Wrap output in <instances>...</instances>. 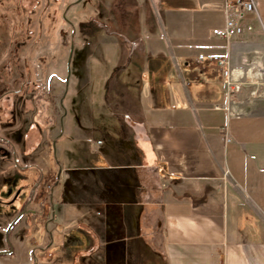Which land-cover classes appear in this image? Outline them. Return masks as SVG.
I'll use <instances>...</instances> for the list:
<instances>
[{"label": "crops", "instance_id": "crops-1", "mask_svg": "<svg viewBox=\"0 0 264 264\" xmlns=\"http://www.w3.org/2000/svg\"><path fill=\"white\" fill-rule=\"evenodd\" d=\"M112 1L123 17L113 39L100 41L107 65L88 72L97 79L88 109L62 138L74 134L95 157L61 169L63 234H90L105 264H153L131 254L150 248L154 256L139 194L157 186L160 264H264V111L231 110L220 68L199 59L217 54L235 64L264 33V0L244 14L252 30L231 41L214 34L225 26L224 0ZM86 206L115 227L74 223Z\"/></svg>", "mask_w": 264, "mask_h": 264}, {"label": "rangeland", "instance_id": "rangeland-1", "mask_svg": "<svg viewBox=\"0 0 264 264\" xmlns=\"http://www.w3.org/2000/svg\"><path fill=\"white\" fill-rule=\"evenodd\" d=\"M102 1L106 5H101L100 0H0V251L10 250L6 230L26 208L10 232L14 250L0 255V264H105V251L93 243L94 249L90 247V234H73L83 242L82 246H68L63 234L67 221L58 201L64 194L60 170L65 165L85 164L95 158L81 147L74 134L67 140L62 138L68 133L67 125L74 127L77 115L88 109L85 94L97 82L88 72L107 65L101 39L120 29L123 12L115 10L113 1ZM234 63L231 61V66L243 70L245 76L228 94V106L239 112L262 113L263 31L257 32L246 51L240 49ZM259 66L263 69L261 74L257 71ZM250 69L258 74L248 78L246 72ZM96 101L94 97L95 106ZM91 181L86 178L82 183L88 197ZM148 188L153 189L154 196ZM157 193V186L144 185L139 194V199L147 203L144 233L154 256L150 248L131 254L139 255L141 260L151 256L153 264H160L164 248L157 229ZM110 211L113 212L111 208ZM90 214L86 206L73 222L97 225L104 220V224L116 225L113 218L99 219Z\"/></svg>", "mask_w": 264, "mask_h": 264}, {"label": "built area", "instance_id": "built-area-1", "mask_svg": "<svg viewBox=\"0 0 264 264\" xmlns=\"http://www.w3.org/2000/svg\"><path fill=\"white\" fill-rule=\"evenodd\" d=\"M255 11L256 3L254 0H224L225 26L221 29L214 30V34L222 39L231 41L235 37L243 34L246 30V26L243 23L244 14L254 13ZM199 59L216 64L220 68L228 94L234 90L237 82L245 76L243 70L231 66V61L228 56L217 54L200 55ZM262 70L259 66V70L257 71L261 74ZM249 71L251 69L246 72L248 78H252L258 74L257 72H252V76H250ZM216 108H220V105H216Z\"/></svg>", "mask_w": 264, "mask_h": 264}, {"label": "water", "instance_id": "water-1", "mask_svg": "<svg viewBox=\"0 0 264 264\" xmlns=\"http://www.w3.org/2000/svg\"><path fill=\"white\" fill-rule=\"evenodd\" d=\"M72 52H73V45H72V48H71V55H72ZM70 55V56H71ZM71 58V57H70ZM61 172V170H60ZM59 172V173H60ZM26 212V208L23 209V211H21L17 217L10 223V225L8 226L7 230H6V234H5V237H6V241L7 243L9 244V247H10V250L8 251H0V255H4V254H9V253H12V251L14 250L13 249V245L11 243V240H10V232L12 230V228L14 227V225L18 222V220L22 217V215H24V213Z\"/></svg>", "mask_w": 264, "mask_h": 264}, {"label": "trees", "instance_id": "trees-1", "mask_svg": "<svg viewBox=\"0 0 264 264\" xmlns=\"http://www.w3.org/2000/svg\"><path fill=\"white\" fill-rule=\"evenodd\" d=\"M76 232H71L69 234H65L67 236V240L69 242V245L71 244L72 246H74L75 248H80L78 247L79 245L82 246L81 244L83 242H80L79 240H76L74 237H73V234H75ZM84 234V233H83ZM68 236H69V239H68ZM68 245V246H69ZM84 246H85V242H84ZM79 256V254L77 255V257ZM75 259V258H74ZM44 264V263H43ZM73 264V263H72ZM149 264V263H148Z\"/></svg>", "mask_w": 264, "mask_h": 264}, {"label": "bare ground", "instance_id": "bare-ground-1", "mask_svg": "<svg viewBox=\"0 0 264 264\" xmlns=\"http://www.w3.org/2000/svg\"><path fill=\"white\" fill-rule=\"evenodd\" d=\"M249 75H250V76H252V70H251V71H249Z\"/></svg>", "mask_w": 264, "mask_h": 264}, {"label": "flooded vegetation", "instance_id": "flooded-vegetation-1", "mask_svg": "<svg viewBox=\"0 0 264 264\" xmlns=\"http://www.w3.org/2000/svg\"><path fill=\"white\" fill-rule=\"evenodd\" d=\"M73 48H74V47H73ZM72 53H73V52H72ZM70 59H71V58H70ZM69 62H70V61H69ZM18 179H19V178H18ZM16 217H17V216H16ZM16 217H15V218H16ZM15 218H14V219H15ZM14 219H13V220H14ZM19 220H20V219H19ZM9 225H10V224H9Z\"/></svg>", "mask_w": 264, "mask_h": 264}]
</instances>
